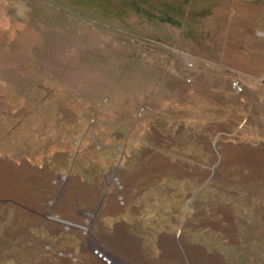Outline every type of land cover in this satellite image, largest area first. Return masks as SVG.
I'll return each mask as SVG.
<instances>
[{
    "label": "rangeland",
    "instance_id": "obj_1",
    "mask_svg": "<svg viewBox=\"0 0 264 264\" xmlns=\"http://www.w3.org/2000/svg\"><path fill=\"white\" fill-rule=\"evenodd\" d=\"M0 23V163L32 200L0 194V264H112L127 235L152 264L175 235L264 264V0H0Z\"/></svg>",
    "mask_w": 264,
    "mask_h": 264
},
{
    "label": "bare ground",
    "instance_id": "obj_2",
    "mask_svg": "<svg viewBox=\"0 0 264 264\" xmlns=\"http://www.w3.org/2000/svg\"><path fill=\"white\" fill-rule=\"evenodd\" d=\"M18 170L19 169L10 166L7 162L0 163V194L3 196V198L7 199L8 201H11L19 208H22L28 206L32 200L30 201L29 190L24 185L23 181L20 179V173H19L20 171ZM139 174L140 173H136L133 176V178H136L137 176H139ZM33 177L34 176L30 174L29 177H27L28 179L26 180L35 181L33 180ZM47 179H49L48 175H46L44 179H42L41 181L46 182ZM64 179L65 177L62 175L60 177L61 182L54 181L53 188H62L64 184ZM60 190L57 191L56 195L54 196L56 199L59 196ZM118 193L120 194V196H122L121 195L122 191H118ZM100 201L102 202L101 197L99 198V202ZM125 203H126V198L122 197L120 198L119 202L113 203V205L111 206H107L103 210L102 214L104 215L119 214L123 210V205ZM51 207H52L51 204L47 207L46 210H43L42 208L39 207L38 212L40 214H47V212L50 211ZM89 229H90V225L87 226V228H85L84 231L90 232ZM121 229L123 228L121 227ZM134 238L135 239L133 238L131 239L127 235L121 237V239L118 241L116 240L117 238L110 239L108 237L107 238L102 237L101 239L102 247H97V249L99 250V253L101 252L104 256L112 259L114 264H152L150 261L147 260L148 259L147 255L141 252L139 248V241L136 240V237ZM128 246L132 248V255H131L132 257H130V259L129 257H127L125 253H123L127 249L125 247ZM160 246L162 248V252L160 254V258L156 261V264H170V262H173L174 264H202L203 262V258H202L203 255L199 250H195V249L190 250L188 251L189 255H187L186 254L187 250L183 242V239L181 237L177 238L176 235L170 239L163 236L160 239ZM59 264H71V263L64 254H59Z\"/></svg>",
    "mask_w": 264,
    "mask_h": 264
},
{
    "label": "clouds",
    "instance_id": "obj_3",
    "mask_svg": "<svg viewBox=\"0 0 264 264\" xmlns=\"http://www.w3.org/2000/svg\"><path fill=\"white\" fill-rule=\"evenodd\" d=\"M24 12H25V9L23 6H21L18 10V15H21L23 16L24 15ZM8 27V25L6 23H0V28H4L6 29Z\"/></svg>",
    "mask_w": 264,
    "mask_h": 264
}]
</instances>
